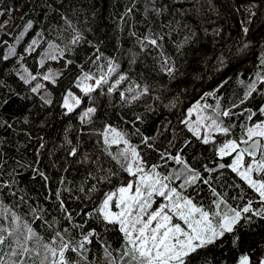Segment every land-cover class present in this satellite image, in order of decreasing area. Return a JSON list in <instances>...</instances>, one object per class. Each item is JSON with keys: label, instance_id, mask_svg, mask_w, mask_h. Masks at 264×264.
<instances>
[{"label": "trees", "instance_id": "trees-1", "mask_svg": "<svg viewBox=\"0 0 264 264\" xmlns=\"http://www.w3.org/2000/svg\"><path fill=\"white\" fill-rule=\"evenodd\" d=\"M0 10V100L8 101L0 104V184L11 185L0 188V197L6 204H19L17 211L22 215L29 212V205L42 208L45 220L52 223L53 218L62 217L54 195L60 190L74 222L83 223L84 213L94 207L78 191L87 173L94 169L93 164L83 162L84 157L106 159L98 133L111 125L130 135L139 129L141 135H131L133 144L140 145L141 136L153 138L150 142L156 149L167 150L172 156L179 153L204 178L214 179L225 173L226 179L240 184L246 193L243 200L229 203L243 205L251 198L253 209H260L254 191L230 169H218L219 164L232 162L231 157L217 155L226 138L213 133L216 141L205 145L184 121L194 123L198 116L195 109L199 107L202 116L218 118L232 126L229 139H238L245 126L264 121V83L257 81L256 91L244 99L246 85L257 80V73H264L260 65L264 56V0H0ZM14 17L17 24L11 22ZM29 22L31 28H27ZM37 34L41 36L39 45L29 51L27 43ZM77 35L80 39L73 43ZM145 37L156 39L158 46L151 45ZM49 44L56 46L59 55L41 66V49ZM14 48L15 55L9 56ZM164 58L169 60L168 67H175L172 76L163 70ZM109 61L115 72L107 77V83L85 94L77 86L78 81H84L85 73L95 79L104 75ZM50 65L60 75L56 83L46 81L50 92L46 98L31 92L39 75L29 84L20 76H27L24 68L36 75ZM120 76L125 79L109 92ZM145 86L149 91L131 100ZM69 91L81 99L72 112L63 107ZM217 100L220 108L214 112ZM205 104L212 107L204 109ZM89 107L96 111L82 120ZM189 110H193L191 115ZM224 110H230L232 115L220 116ZM73 147L78 151L70 156ZM144 152L149 164L160 165L158 171L167 174L181 168L167 157L161 160L157 151ZM110 166L116 170L114 163ZM205 166L217 171L206 172ZM93 183L96 181L89 179L85 187ZM198 183L199 199L207 202L208 186ZM100 187L109 189L106 184ZM217 190L227 191L229 197L240 191L219 186ZM13 192L15 196L10 195ZM186 194L194 193L190 189ZM98 195H93L92 201ZM21 197L24 203H20ZM156 200L163 202L159 197ZM64 226L66 222L61 219L54 228ZM33 227L46 240L53 234L42 220H36ZM91 227L96 224L89 219L85 229ZM73 235L80 238L78 233ZM103 236L113 248L120 247L119 233L110 231ZM89 247L93 255H102L98 244ZM242 255L249 256L250 264H260L264 258V217L253 215L250 222L241 223L235 235L226 234L201 253L208 264H239ZM193 264L201 262L194 260Z\"/></svg>", "mask_w": 264, "mask_h": 264}, {"label": "snow or ice", "instance_id": "snow-or-ice-1", "mask_svg": "<svg viewBox=\"0 0 264 264\" xmlns=\"http://www.w3.org/2000/svg\"><path fill=\"white\" fill-rule=\"evenodd\" d=\"M31 27L29 22L27 28ZM244 31L247 32V29ZM79 39L80 36L77 35L73 43H77ZM144 39L151 45L158 46L156 39L148 37ZM36 43V40L32 41L33 45ZM141 43L143 44V41ZM11 55H15L14 49L10 50L9 56ZM60 55L63 56V51ZM49 58L57 59L55 55ZM96 59H100V56L98 55ZM168 64L169 60L164 58L163 70L172 76L175 67H168ZM40 65H44L43 59L40 60ZM260 65L264 68V56L261 57ZM115 70L113 62L109 61L107 73L97 78L95 85L81 84L78 81L77 86L81 87L85 94H90L107 83V77ZM24 72L28 73L27 76L21 75L20 79L25 84L36 81L39 75L31 74L27 68H24ZM59 75L60 73L49 72L42 78L56 83L54 76ZM92 78L87 73L83 76L85 81ZM124 79V76H120L108 91L111 92ZM257 81L264 83V73H257V80L246 85L248 90L244 94V99L256 91ZM41 87L43 85L37 83L31 88V92L37 93ZM129 91L134 90L129 89ZM148 91L149 89L145 86L142 93L133 94L131 100L139 99V95L146 94ZM121 97L125 98L123 93ZM41 99L44 98L41 97ZM44 102L52 103L51 100ZM7 103V100H0V104ZM80 103L81 99L69 91L64 97L63 107L68 112H72ZM203 107L207 109L212 106L205 104ZM219 108L220 102L217 100L213 111L216 112ZM95 111L94 107H89L81 119L90 117ZM192 111L189 110V115ZM195 111L198 116L194 123L184 121L188 124L189 131L198 140L202 139L205 145L216 141L213 133H219L226 138L217 149V155L221 158L231 157L232 162L227 165L221 163L218 169H230L231 173L254 191L261 204L259 210L253 209L251 198L243 205L233 206L229 203V200H243L246 193L240 184L226 179L225 173L221 172L214 179L211 176L204 178L200 171L189 166L179 153L172 156L167 150L156 149L154 143L150 142L153 138L141 136L140 145L133 144L131 135H141L139 129L130 135L111 125H106L98 133L101 137L98 143L102 142L101 151L106 159L97 157L96 160H90L85 155L83 161L94 165V169L87 173L78 188L80 193L85 194V199L94 204L92 211L84 213L86 217L84 222H74L72 211L66 206L60 190L54 194L58 201V211L62 214L61 219L66 222V226L60 229L54 228V225L61 223V219L53 218V222L49 223L43 216L42 208L29 205V212L22 215L17 211L19 204L8 205L0 197V264H193L194 260L200 261L201 264H208L206 259L201 257L203 250L215 245L226 234L235 235L241 223L250 222L253 215L264 217V121L250 127L245 126L238 139H229L227 137L232 132V126L224 125V122L218 118L199 115L201 111L199 107ZM261 112H264V108ZM219 115L229 117L232 113L230 110H224ZM201 129L204 130L203 136H201ZM145 149L157 151L161 160L165 157L174 160L181 166L180 170H173L167 174L158 171L160 165L148 163ZM77 151L78 149L73 147L68 155L75 156ZM113 163L116 170L110 166ZM204 170L214 173L217 168L209 169L205 166ZM123 174H126V178ZM40 175L43 176V173ZM43 178L48 179L46 176ZM89 179L95 180L96 183L86 188L85 185ZM176 181L181 182L177 185ZM198 182L208 186L210 195L207 202L199 199L201 189ZM102 184L108 185L109 189L105 191L100 187ZM217 186L221 189H240V191L237 196L229 197L227 191H218ZM2 187H11V185L0 184V188ZM190 189L193 195L186 194ZM95 194H99L97 200L92 201ZM10 195L15 196V193ZM157 197L163 202L156 200ZM75 199L79 200L80 197L77 196ZM20 203H24L23 197L20 198ZM89 219L95 222L96 227L85 229ZM36 220L44 221V225L52 229L53 234L49 239L46 240L33 227ZM97 228L101 230L97 231ZM110 231L120 234L122 243L119 248H113L104 239L103 233ZM74 232L79 234V239L73 235ZM94 244L99 245L101 256L92 254V248L89 246ZM239 264H250L249 256L242 255L239 258ZM260 264H264V259L260 261Z\"/></svg>", "mask_w": 264, "mask_h": 264}, {"label": "rangeland", "instance_id": "rangeland-1", "mask_svg": "<svg viewBox=\"0 0 264 264\" xmlns=\"http://www.w3.org/2000/svg\"><path fill=\"white\" fill-rule=\"evenodd\" d=\"M0 13H1V10H0ZM8 19V16L7 17H5L4 19H3V21H5V20H7ZM11 22L12 23H14V24H17V22H18V19H17V17H14V18H12L11 19ZM40 38H41V36L39 35V34H37V36H35L34 38H32L31 40H29V42L27 43V48H28V50L30 49V47H31V50H34L36 47H38V45H39V42H40ZM33 40H36L37 41V43L35 44V45H33L32 44V41ZM14 50H15V48H14ZM51 55H55L56 57H58V55H59V51L57 50V48H56V46L54 45V44H49L47 47H44V48H42L41 49V52H40V55H39V61L41 60V59H43L44 60V65L48 62V61H50V60H52V59H50L49 57L51 56ZM43 65V66H44ZM49 72H51L52 74H56L57 73V69L54 67V66H52V65H50V66H47L44 70H41L38 74H39V76H40V79H38V81H37V83H39V84H41V85H43V87H41V89L38 91V93H40L41 95H43L44 97H46V98H49L50 97V92H49V90H48V86H47V84H46V81L45 80H43V75L44 74H46V73H49ZM54 78L56 79V76H54ZM95 78H92V79H90V80H84V81H81L80 83L81 84H91V85H95ZM36 83V84H37ZM35 84V85H36ZM34 85V86H35ZM74 96H76L73 92H71ZM68 94V93H67ZM77 97V96H76ZM201 112V111H200ZM199 112V115H203V114H201ZM264 259V258H263Z\"/></svg>", "mask_w": 264, "mask_h": 264}]
</instances>
